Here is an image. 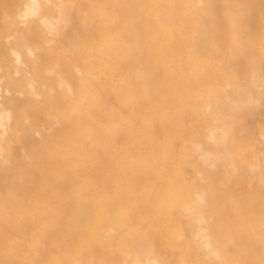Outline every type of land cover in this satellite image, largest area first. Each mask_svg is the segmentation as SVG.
I'll return each mask as SVG.
<instances>
[{
    "label": "bare ground",
    "instance_id": "6f19581e",
    "mask_svg": "<svg viewBox=\"0 0 264 264\" xmlns=\"http://www.w3.org/2000/svg\"><path fill=\"white\" fill-rule=\"evenodd\" d=\"M260 109L264 0H0V264H264L199 183Z\"/></svg>",
    "mask_w": 264,
    "mask_h": 264
},
{
    "label": "rangeland",
    "instance_id": "374dc122",
    "mask_svg": "<svg viewBox=\"0 0 264 264\" xmlns=\"http://www.w3.org/2000/svg\"><path fill=\"white\" fill-rule=\"evenodd\" d=\"M253 120H256V121H253ZM257 120H260V121L257 122ZM252 122H253V123H251L252 127L253 128L255 127L253 129L254 134L257 135L258 130H260V128H262V126L264 125V112H263V110L260 109L254 113L253 118H252ZM259 123H261V124H259ZM262 123H263V125H262ZM257 125H258V128H257ZM252 149H253L252 147L251 148H243L242 152L237 155L239 159L236 161V169L234 171L233 179L230 181L231 183L229 185L220 184L219 181L208 182L205 179L199 182L201 184L200 186L204 190H207V193L209 194V196L214 195V202H212L210 205V209L212 211L210 209H208L207 213H209L211 211V212L221 214L222 216L225 217V220L235 219L233 221V224H234L233 227L230 226V227H224V228H233V229L239 231L243 236L242 243L246 241L244 233L247 232V229L251 228L254 230V232L259 231V230H262L264 232V228H263L264 227V225H263V223H264V169H263L264 163H262V165H261V167H263L262 168L263 171H262V169L260 170V172L262 174H260V176H258L259 178H257L255 176L256 174L254 172H252L251 169L249 168V160H250L251 156L253 155ZM244 153H245V155H244ZM242 165H244V166H242ZM240 167H241V169H240ZM210 170L213 172L212 169H210ZM196 171H197V169L194 168L193 166H191V165L188 166L187 173L190 176ZM243 172H246V173L243 174ZM223 174H224L223 170H220L217 177L220 179L221 177H223ZM242 175H244V176H242ZM254 176L258 180H256L254 178ZM261 178H262V180H261ZM229 195H232L234 198L239 199V204L236 206H230V205H224L223 206L222 199L227 200V197ZM243 195H244V197H243ZM248 198H250V199L248 200ZM245 199H246V201H245ZM221 207H224V209L217 210V209H220ZM230 207L236 208V209H232ZM205 213H206V211H205ZM236 215H238V216H236ZM236 218H237V220H236ZM246 224H247V226H245ZM248 226H249V228H248ZM253 230H251V231L253 232ZM153 239L154 238L149 236L148 241H152ZM237 242L238 243L241 242L238 239V237H237ZM122 255L123 254L120 251L116 255L115 262H110V263L109 262H106V263L83 262L81 264H133V260H131V259L126 260L125 255L124 256H122ZM174 263L176 264L177 262L172 261V264H174ZM56 264H64V263L58 262Z\"/></svg>",
    "mask_w": 264,
    "mask_h": 264
}]
</instances>
